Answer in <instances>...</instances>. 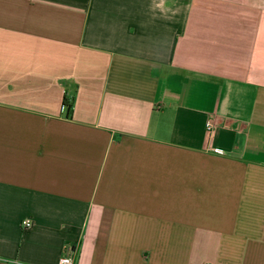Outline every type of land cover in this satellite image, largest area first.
<instances>
[{
  "label": "crops",
  "instance_id": "1",
  "mask_svg": "<svg viewBox=\"0 0 264 264\" xmlns=\"http://www.w3.org/2000/svg\"><path fill=\"white\" fill-rule=\"evenodd\" d=\"M65 255L264 264V0H0V264Z\"/></svg>",
  "mask_w": 264,
  "mask_h": 264
},
{
  "label": "built area",
  "instance_id": "2",
  "mask_svg": "<svg viewBox=\"0 0 264 264\" xmlns=\"http://www.w3.org/2000/svg\"><path fill=\"white\" fill-rule=\"evenodd\" d=\"M205 130L208 134H211L213 131V124L211 121H206L205 123ZM22 226L24 228H27L30 226V222L29 220H25L22 222ZM57 264H74V260L71 256L69 255H65L59 258L58 263Z\"/></svg>",
  "mask_w": 264,
  "mask_h": 264
},
{
  "label": "trees",
  "instance_id": "3",
  "mask_svg": "<svg viewBox=\"0 0 264 264\" xmlns=\"http://www.w3.org/2000/svg\"><path fill=\"white\" fill-rule=\"evenodd\" d=\"M72 107H73V99H67L66 97H64L62 100V108L65 109L67 116H71Z\"/></svg>",
  "mask_w": 264,
  "mask_h": 264
}]
</instances>
